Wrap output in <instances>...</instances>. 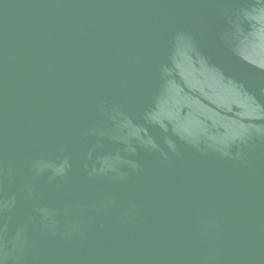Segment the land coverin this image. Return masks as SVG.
Segmentation results:
<instances>
[{
	"label": "water",
	"instance_id": "1",
	"mask_svg": "<svg viewBox=\"0 0 264 264\" xmlns=\"http://www.w3.org/2000/svg\"><path fill=\"white\" fill-rule=\"evenodd\" d=\"M0 264H264V0H0Z\"/></svg>",
	"mask_w": 264,
	"mask_h": 264
}]
</instances>
